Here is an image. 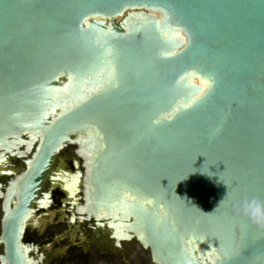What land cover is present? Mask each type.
Instances as JSON below:
<instances>
[{
    "label": "water",
    "instance_id": "water-1",
    "mask_svg": "<svg viewBox=\"0 0 264 264\" xmlns=\"http://www.w3.org/2000/svg\"><path fill=\"white\" fill-rule=\"evenodd\" d=\"M60 155L84 238L264 264V0H0V264Z\"/></svg>",
    "mask_w": 264,
    "mask_h": 264
},
{
    "label": "rangeland",
    "instance_id": "rangeland-1",
    "mask_svg": "<svg viewBox=\"0 0 264 264\" xmlns=\"http://www.w3.org/2000/svg\"><path fill=\"white\" fill-rule=\"evenodd\" d=\"M124 17L125 14L115 21L120 22L124 19ZM79 164L80 160L72 155H60L56 157L53 169L49 175L51 176L52 184L56 180L63 179L60 183L52 186L51 188L45 185V187L42 188L43 190L39 197L41 203L38 202L39 204H34L35 207L33 206V217H42L44 220L46 219V223L50 222L45 227L44 225H39V228H32L27 225L24 226L23 230L22 243L24 246L29 247L28 252L32 253L29 258L31 264H67L68 262L63 261L65 257H59L55 251L58 249H65L66 251L72 250L80 253L82 250V246L80 245L81 241L84 242L85 252L90 253L96 258V264H105L104 257L108 256H110V259L113 261L123 256L125 257L124 261L127 262L126 264H153L149 251L144 249L134 237H130L129 239L120 237H118V239L113 238L118 241V245L115 247L117 249H113L114 251H111L109 254L106 253L107 255H102V251H104L105 248L101 243H103V240L105 239L88 240L84 238L82 227L75 222V212L77 211L76 214H78L79 218L78 222L82 223L83 210L82 205H80L82 202L81 196L80 194L77 195V201L74 208L72 203L69 201L72 199V196H70L71 198L68 200V193L65 189L67 183H70L67 188L69 191L71 190L73 198L78 192V176L80 175ZM18 168V164L11 161H5L0 164L2 174L17 170ZM62 168L64 171L61 170ZM71 178H73V180H71ZM73 189L77 191L75 192ZM79 191L81 192V187H79ZM44 197H46V205H44L45 207H42ZM72 202H75V200L73 199ZM51 212H54L52 217L49 215ZM2 215L3 208L2 205H0V223ZM69 222L70 224L73 223L72 228H70ZM26 224H28V222ZM58 237H61V239L54 241ZM111 244H115V241L111 242ZM47 246H50V248H46ZM47 249L50 253L54 252L52 253L54 256L50 255V257L53 256L52 259L46 257ZM2 252L3 246L0 243V255ZM33 260H35V263H33Z\"/></svg>",
    "mask_w": 264,
    "mask_h": 264
},
{
    "label": "flooded vegetation",
    "instance_id": "flooded-vegetation-1",
    "mask_svg": "<svg viewBox=\"0 0 264 264\" xmlns=\"http://www.w3.org/2000/svg\"><path fill=\"white\" fill-rule=\"evenodd\" d=\"M115 23H119V22H116L115 21ZM120 25H121V23H120ZM5 161H7V160H3V161H0V164H2V163H4ZM55 170V169H54ZM61 170H63V168L61 169ZM56 171V170H55ZM55 171H54V173H55ZM64 171V170H63ZM2 172H1V170H0V174H1ZM5 175V174H4ZM54 175V174H53ZM79 175V174H78ZM11 177L12 176H10V175H7V176H4V177H0V181H2V180H10L11 179ZM64 177V176H63ZM73 178H74V176H73ZM73 178H71V180H73ZM78 178H79V186H78V192L75 194V197L73 198V195H71L72 194V192H71V190L69 191V189L67 188V186L69 187V185H70V183L68 184L67 182V185H66V187H65V189H66V191H67V193H68V200L71 198L70 196H72V199H70L69 201L72 203V206L74 207L75 206V204H76V201H77V195L79 194V187H81V185H80V175L78 176ZM14 179V178H13ZM13 179H11L10 181H9V184H8V186L6 187V188H1L0 187V189H2L1 190V192H2V199H1V204H2V208H3V215H2V219H3V216H4V210H5V204H6V190H7V188L10 186V184H11V182H12V180ZM63 179V178H62ZM61 179V180H62ZM61 180H56V181H54V183L52 184V180H51V176L49 175L48 176V178H47V180H46V185L49 187V188H51L52 186H54V185H57L58 183H60V181ZM70 180V181H71ZM69 181V182H70ZM72 182V181H71ZM65 184V183H64ZM43 186H45V184L43 185ZM74 190V189H73ZM75 191V190H74ZM77 191V190H76ZM75 191V192H76ZM44 200L42 201L43 203V206L42 207H45L44 205H46L45 204V202H46V197H44L43 198ZM73 199L75 200V202H72L73 201ZM14 201V203H15V198L12 200V201H10V206H13L14 205V203L12 204V202ZM41 203V201L39 200V198H38V200L34 203V204H39V203ZM35 207V206H34ZM75 208V207H74ZM77 212V211H76ZM76 212H75V222H77L78 223V225H80V227H82V226H84L83 225V223H80V222H78V220H79V218H78V214H76ZM49 215L52 217L53 215H54V212H51V213H49ZM2 219H1V223H0V243H1V224H2ZM44 219V218H43ZM44 222H45V224H44V227L45 226H47L48 225V223L50 222H47L46 223V219L44 220ZM70 222H72V221H70ZM70 222H69V225H70V228H72V225H73V223L72 224H70ZM43 227V226H42ZM92 227V231H93V228L94 227H96V225L94 226H91ZM37 228H39V227H37ZM86 228H88L87 226H86ZM42 229V228H41ZM97 229V228H96ZM39 230V229H38ZM88 230V229H87ZM94 232V231H93ZM117 239H118V237H116ZM120 238H122V237H120ZM59 239H61V237H58V238H56L54 241H58ZM105 240H103V243H101L103 246H104V251H102V255H107L106 253H110L111 251H114L113 249H117V248H115V247H117V245H118V241L117 240H114L113 238H104ZM115 241V244H111V242H114ZM1 245H2V243H1ZM80 245L82 246V250H81V252L80 253H78V252H74V251H72V250H65V249H58L57 251H55V253H57V255L59 256V257H65L64 259H63V261H66V262H68L67 264H96V258L94 257V256H92L90 253H87V252H85V246H84V242L83 241H81L80 242ZM3 246V245H2ZM46 248H50V246H47ZM47 251V258H53V254L52 253H54V252H49L48 251V249L46 250ZM106 251V252H105ZM49 252V253H48ZM2 255H3V252H2V254L0 255V257H2ZM29 255L31 256L32 255V253H29ZM50 255H53L52 257H50ZM122 256V255H121ZM104 263L105 264H126L127 262L126 261H124V259H125V257H119L118 259H116L115 261H113L112 259H110V256H108V257H104Z\"/></svg>",
    "mask_w": 264,
    "mask_h": 264
},
{
    "label": "bare ground",
    "instance_id": "bare-ground-1",
    "mask_svg": "<svg viewBox=\"0 0 264 264\" xmlns=\"http://www.w3.org/2000/svg\"><path fill=\"white\" fill-rule=\"evenodd\" d=\"M124 14H120V16L118 17V18H121L122 16H123ZM117 18V19H118ZM123 21V20H122ZM122 21H120V22H122ZM115 22V21H114ZM119 24V26H122V23H121V25H120V23H118ZM105 25H107L108 27H109V29L111 28V25H110V20L108 19L107 21H106V23H105ZM190 79L196 84H198V80H197V78L196 77H192V76H190ZM53 166H54V162H52V164L50 165V167H49V169H48V173H47V175H46V178L44 179V181L40 184V186H39V188H38V190H37V192H36V195H35V197H34V199H33V202H32V204H31V208H30V210H29V212H28V214L26 215V217H25V219H24V221H23V224H22V228H21V233H20V240H19V242H20V249H21V251H22V253H23V255H24V257H25V264H31V261H29V258H30V255H29V252H28V249H29V247H27V246H24L23 245V243H22V236H23V230H24V226H27V225H29V226H31L32 228H37V227H40L39 225H44L45 224V222H44V219L42 218V217H37V218H35V217H33L34 216V203L38 200V198L40 197V194H41V189L43 188V187H45V186H43L44 184L46 185V180H47V178H48V176H49V174H50V172L52 171V169H53ZM2 174V173H1ZM27 220H29V221H27ZM28 222V224H26ZM122 238H125V237H122ZM33 263H35V260H33Z\"/></svg>",
    "mask_w": 264,
    "mask_h": 264
}]
</instances>
